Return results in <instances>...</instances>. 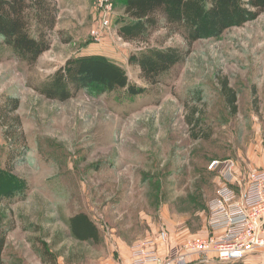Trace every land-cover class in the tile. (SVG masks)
<instances>
[{
    "label": "rangeland",
    "instance_id": "374dc122",
    "mask_svg": "<svg viewBox=\"0 0 264 264\" xmlns=\"http://www.w3.org/2000/svg\"><path fill=\"white\" fill-rule=\"evenodd\" d=\"M82 1L78 9L60 3L51 49L34 65L0 45V188L25 186L0 199V225L10 231L4 264H120L162 230L168 242L157 244L167 256L206 234L226 170L241 188L250 167L264 169V13L190 48L166 28L148 42H125L123 0H113L107 28L96 1ZM170 47L183 61L155 84L132 63L147 48ZM71 59L85 62L93 83L66 101L47 98L44 85ZM224 79L238 93L236 115ZM10 100L16 111L5 107ZM190 118L204 130L200 139ZM8 121L19 125L18 143L7 138ZM214 160L223 169L210 170ZM77 213L97 225L99 243L72 236ZM204 264L227 263L210 256Z\"/></svg>",
    "mask_w": 264,
    "mask_h": 264
},
{
    "label": "trees",
    "instance_id": "16d2710c",
    "mask_svg": "<svg viewBox=\"0 0 264 264\" xmlns=\"http://www.w3.org/2000/svg\"><path fill=\"white\" fill-rule=\"evenodd\" d=\"M123 11L128 23L125 29L120 30L119 36L125 42H148L152 33L166 28L171 35L182 33L191 48L194 42L220 39L229 29L255 21L264 13V0H123ZM59 16L57 0H0V45L9 47L19 59L34 65L51 49V36ZM183 58L178 48H147L134 55L132 63L140 68L145 79L155 84L157 78ZM84 63L83 60H69L64 68L57 71L52 82L44 85L41 93L50 99L66 101L89 87L93 81L84 76ZM221 90L226 105L232 115H236L239 111L237 91L227 79L222 81ZM12 105L13 109L9 112L16 111L18 100L8 101L5 107ZM193 118L189 123L195 130L193 139L197 140L204 130L193 123ZM14 122H7V138L18 143L19 125L12 126ZM209 136L207 134L205 138ZM6 173L17 181L11 173ZM21 185L22 188L11 185L0 188V192L3 190L0 199L8 197L10 191L16 194L23 191L25 186ZM69 222L71 234L76 240L100 242L99 228L86 213L75 214ZM9 232L0 225V264H4L3 254ZM229 264H245V261Z\"/></svg>",
    "mask_w": 264,
    "mask_h": 264
},
{
    "label": "built area",
    "instance_id": "2783aa9c",
    "mask_svg": "<svg viewBox=\"0 0 264 264\" xmlns=\"http://www.w3.org/2000/svg\"><path fill=\"white\" fill-rule=\"evenodd\" d=\"M95 1L96 11L107 28L113 0ZM91 36L97 38L94 33ZM224 165L214 160L209 169L216 171ZM230 171H225L218 196L208 204L206 234L185 241L179 248L171 247L166 256L157 244L168 242V234L162 230L157 237L132 245L120 264H204L210 256L229 264L246 261L264 251V169L252 171L248 183L241 188Z\"/></svg>",
    "mask_w": 264,
    "mask_h": 264
},
{
    "label": "crops",
    "instance_id": "0c3cea01",
    "mask_svg": "<svg viewBox=\"0 0 264 264\" xmlns=\"http://www.w3.org/2000/svg\"><path fill=\"white\" fill-rule=\"evenodd\" d=\"M62 1H64V0H57V2L59 3V5H60V3L62 2ZM66 3H68V6H72V8L71 9H78L77 7L79 6V5H82V4H85V2L84 1H82V2H80V3H76V0H66ZM65 7V6H64ZM61 8V7H60ZM70 8L69 7H67V9L66 10H69ZM71 9H70V11H71ZM253 169H254V167L252 166V167H250L248 170L250 171V173L253 171ZM256 170V169H255ZM249 259V258H248ZM247 259V260H248ZM251 259V260H250ZM250 259H249V261L247 262V261H245V264H264V251H261V252H259V253H256V254H254V255H252L251 257H250Z\"/></svg>",
    "mask_w": 264,
    "mask_h": 264
}]
</instances>
